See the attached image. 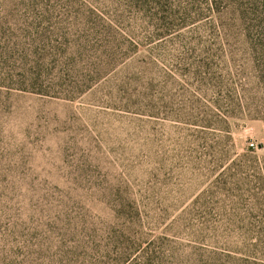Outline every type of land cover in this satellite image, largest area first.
Returning a JSON list of instances; mask_svg holds the SVG:
<instances>
[{"label": "rangeland", "instance_id": "374dc122", "mask_svg": "<svg viewBox=\"0 0 264 264\" xmlns=\"http://www.w3.org/2000/svg\"><path fill=\"white\" fill-rule=\"evenodd\" d=\"M247 31L264 0H0V264H264Z\"/></svg>", "mask_w": 264, "mask_h": 264}, {"label": "trees", "instance_id": "16d2710c", "mask_svg": "<svg viewBox=\"0 0 264 264\" xmlns=\"http://www.w3.org/2000/svg\"><path fill=\"white\" fill-rule=\"evenodd\" d=\"M241 36H242V39L244 40H252L254 38L253 40L258 39L260 41H263L262 39H264V35L260 32L252 35L250 32L247 31L245 33H242Z\"/></svg>", "mask_w": 264, "mask_h": 264}, {"label": "built area", "instance_id": "2783aa9c", "mask_svg": "<svg viewBox=\"0 0 264 264\" xmlns=\"http://www.w3.org/2000/svg\"><path fill=\"white\" fill-rule=\"evenodd\" d=\"M249 145H250L251 147H253V146H254V142H250Z\"/></svg>", "mask_w": 264, "mask_h": 264}, {"label": "crops", "instance_id": "0c3cea01", "mask_svg": "<svg viewBox=\"0 0 264 264\" xmlns=\"http://www.w3.org/2000/svg\"><path fill=\"white\" fill-rule=\"evenodd\" d=\"M262 128H263V130H264V120L262 121ZM263 141H264V139H263Z\"/></svg>", "mask_w": 264, "mask_h": 264}]
</instances>
